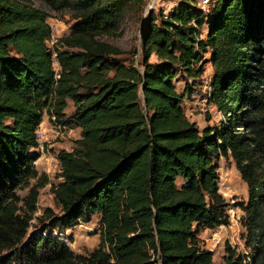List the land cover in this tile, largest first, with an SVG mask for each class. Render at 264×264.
<instances>
[{"label":"trees","instance_id":"trees-1","mask_svg":"<svg viewBox=\"0 0 264 264\" xmlns=\"http://www.w3.org/2000/svg\"><path fill=\"white\" fill-rule=\"evenodd\" d=\"M44 1L71 8L74 19L52 47L48 12L0 0V264H264V0H213L207 15L192 0L151 11L138 60L136 47L100 36L116 34L145 0ZM205 61L213 68L207 100L223 118L199 129L181 103ZM44 113L80 137L56 155L59 213L45 209L28 236L49 182L31 151ZM220 156L233 159L247 185L246 252L226 244L215 263L197 232L230 222ZM95 214L98 246L74 253L64 232Z\"/></svg>","mask_w":264,"mask_h":264},{"label":"rangeland","instance_id":"rangeland-1","mask_svg":"<svg viewBox=\"0 0 264 264\" xmlns=\"http://www.w3.org/2000/svg\"><path fill=\"white\" fill-rule=\"evenodd\" d=\"M19 1L49 13L50 16L47 22L51 26L52 33L49 40H47L48 46L52 47L57 38L68 35L72 31L74 19L72 18L71 8L56 11L51 9L44 0ZM177 1L145 0L144 7L140 12L132 9L125 14L122 25L116 34H103L100 38L118 46L122 50H130L136 47L138 53L135 55V59L138 60L141 48L140 33L145 18L151 11L168 13L176 5ZM192 1L205 15L209 13L213 4V0ZM205 32L206 25H203L201 36H204ZM204 57H208V55ZM119 58L127 60L129 55H123ZM150 60L155 62L156 58L153 56ZM54 67L58 68L56 62H54ZM203 69L198 84L193 88L190 95H185L181 103L186 116L191 121H195L199 129L216 125L219 121V115L215 111V107L207 100L213 68L209 62L205 61L203 62ZM181 78L182 76H178L175 80V86L179 92H182L184 87V81ZM72 110V102L68 100L67 107L64 110L66 116H69ZM37 133L39 146L31 151L38 156L35 161L38 173H45L49 182L39 189L37 209L30 221L27 231L28 236L42 226L39 219L45 209L48 208L54 213H59V206L55 203L51 192V185H56L61 181V178L58 177L59 164L56 155L60 149L70 150L72 148L74 140L80 137V129L77 127L67 128L56 121L54 117L44 113ZM215 162L218 164L219 192L224 198L230 222L228 225L200 229L197 233L202 246L212 251L214 262L221 263L226 244H229L238 252H246L244 245L245 228L241 225L240 218L243 216L241 205L247 201V185L242 180L231 157L220 156ZM33 182L34 180H31V183ZM25 193L26 189L18 191L21 197ZM99 231L100 216L95 214L88 221L79 223L66 230L64 235L74 253L86 254L98 246Z\"/></svg>","mask_w":264,"mask_h":264},{"label":"built area","instance_id":"built-area-1","mask_svg":"<svg viewBox=\"0 0 264 264\" xmlns=\"http://www.w3.org/2000/svg\"><path fill=\"white\" fill-rule=\"evenodd\" d=\"M212 105V104H211ZM213 106V105H212ZM215 111L218 113V115H219V120H221L222 118H223V116H222V114L219 112V111H217L216 110V108H215ZM37 136H38V133H37Z\"/></svg>","mask_w":264,"mask_h":264}]
</instances>
